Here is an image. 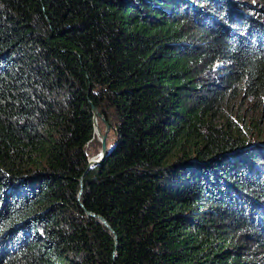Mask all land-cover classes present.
I'll list each match as a JSON object with an SVG mask.
<instances>
[{"label":"trees","instance_id":"trees-1","mask_svg":"<svg viewBox=\"0 0 264 264\" xmlns=\"http://www.w3.org/2000/svg\"><path fill=\"white\" fill-rule=\"evenodd\" d=\"M198 1L0 0V264L264 262V145L208 120L264 96V19Z\"/></svg>","mask_w":264,"mask_h":264},{"label":"rangeland","instance_id":"rangeland-1","mask_svg":"<svg viewBox=\"0 0 264 264\" xmlns=\"http://www.w3.org/2000/svg\"><path fill=\"white\" fill-rule=\"evenodd\" d=\"M204 0L195 3L196 6H203ZM215 6L218 9H212L209 3L201 7V13L212 15L217 19H223L219 12H224L234 19H254L261 21L264 19V0H215ZM214 4V3H212ZM220 9V10H219ZM236 87L232 92L220 91L216 95L218 98L217 105L212 116H208V120L213 126L228 130L229 134L234 138H242L251 144L259 143L264 145V96L248 97ZM260 96V95H259ZM98 120L100 132H105V126ZM115 132L109 131L107 136V147L110 148L115 142ZM100 150V142L94 138L92 142L86 146L85 151L88 159L94 158ZM88 161V160H87ZM77 194V201L80 200ZM1 244V243H0ZM257 264H262L257 256L254 260Z\"/></svg>","mask_w":264,"mask_h":264},{"label":"water","instance_id":"water-1","mask_svg":"<svg viewBox=\"0 0 264 264\" xmlns=\"http://www.w3.org/2000/svg\"><path fill=\"white\" fill-rule=\"evenodd\" d=\"M90 106H91V111L93 113V134L96 132L95 126L97 124V119L101 120V122L104 124L105 132L103 134L102 133L100 134L101 138L99 140V142H100L99 153L95 156L94 159H88V161H87L88 165H87L86 172L89 171L91 168L99 165L106 158V156L109 153V148L107 147V136H108V133L110 131V127L107 124V122L105 121V119L99 114L97 109L94 108L91 103H90ZM83 176H82V178H83ZM82 178L80 180V188H81V190H82V187H83ZM86 214L88 216L92 217V218L97 219L98 222H100L113 235L114 243L116 245L117 244V237H116L115 233L113 232V230L111 229V227L106 222V220L104 218L100 217V216H96V215L91 214L89 212H86Z\"/></svg>","mask_w":264,"mask_h":264},{"label":"bare ground","instance_id":"bare-ground-1","mask_svg":"<svg viewBox=\"0 0 264 264\" xmlns=\"http://www.w3.org/2000/svg\"><path fill=\"white\" fill-rule=\"evenodd\" d=\"M95 130H96V132L94 133V138L96 139V140H100V138H101V132H100V128H99V126H98V120H97V124H96V126H95ZM95 158V157H94ZM94 158H92V159H94ZM81 192V191H80ZM80 194V193H79Z\"/></svg>","mask_w":264,"mask_h":264}]
</instances>
